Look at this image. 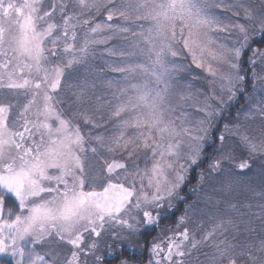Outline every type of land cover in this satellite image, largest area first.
<instances>
[{
	"label": "snow or ice",
	"instance_id": "obj_1",
	"mask_svg": "<svg viewBox=\"0 0 264 264\" xmlns=\"http://www.w3.org/2000/svg\"><path fill=\"white\" fill-rule=\"evenodd\" d=\"M145 250L264 264V0H0V264Z\"/></svg>",
	"mask_w": 264,
	"mask_h": 264
},
{
	"label": "trees",
	"instance_id": "obj_2",
	"mask_svg": "<svg viewBox=\"0 0 264 264\" xmlns=\"http://www.w3.org/2000/svg\"><path fill=\"white\" fill-rule=\"evenodd\" d=\"M255 46L256 47H260V44L259 43H256ZM244 59L247 60V56H245ZM244 70L248 73V77L250 78V76H251V69L247 66V64H245ZM246 80H247V86L250 89L251 88V80L248 79V78H246ZM244 105H245L244 97L241 95V96L238 97V102L235 104V106L230 109V113H235V112L239 111ZM225 122H228V121H225ZM195 176H196V172L194 171L192 173V183L190 185H188L183 190V194L193 196L192 193L189 192V189L191 187H193V186L196 185ZM181 212H182V207H181ZM181 212H177L176 213V216H174L172 218V221H170L169 224H171L172 222H174L176 220V218L181 214ZM140 243L143 245V244H145V241L141 238ZM147 253L148 252L146 250L143 252L144 257L146 256Z\"/></svg>",
	"mask_w": 264,
	"mask_h": 264
},
{
	"label": "rangeland",
	"instance_id": "obj_3",
	"mask_svg": "<svg viewBox=\"0 0 264 264\" xmlns=\"http://www.w3.org/2000/svg\"><path fill=\"white\" fill-rule=\"evenodd\" d=\"M246 2L247 3H250L251 5H253L254 7L255 6H258L260 3H261V0H246ZM110 43H114V41H112V42H110ZM101 47H103V46H101ZM198 71V70H197ZM256 71L257 72H260V68L259 67H257V69H256ZM259 82V81H258ZM196 83H201L200 81H197ZM247 105L245 104L243 107H246ZM242 107V108H243ZM118 158V157H117ZM250 172H252L253 173V176H252V182L253 183H259V179H260V177H259V163L258 162H256V161H254L253 162V167H252V169L250 170ZM193 195V197L195 198V194H192ZM253 204L255 205V203H256V200L254 199L253 201ZM254 210H257V209H254ZM257 223H258V221H257ZM139 243H140V241H139ZM141 244V243H140ZM142 245V244H141ZM144 252V251H143ZM147 258H148V253L146 254V256L144 257V264H146V261H147Z\"/></svg>",
	"mask_w": 264,
	"mask_h": 264
}]
</instances>
